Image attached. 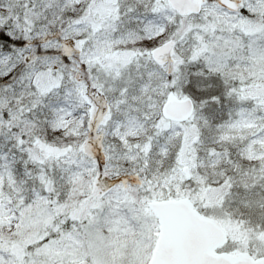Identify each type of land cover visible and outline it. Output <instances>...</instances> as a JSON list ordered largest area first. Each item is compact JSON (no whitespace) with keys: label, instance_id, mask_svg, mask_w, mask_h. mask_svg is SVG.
Listing matches in <instances>:
<instances>
[{"label":"snow or ice","instance_id":"1","mask_svg":"<svg viewBox=\"0 0 264 264\" xmlns=\"http://www.w3.org/2000/svg\"><path fill=\"white\" fill-rule=\"evenodd\" d=\"M0 264H264V0H0Z\"/></svg>","mask_w":264,"mask_h":264}]
</instances>
